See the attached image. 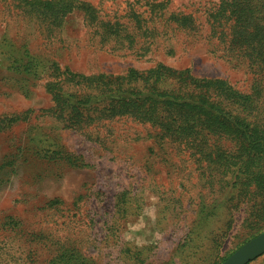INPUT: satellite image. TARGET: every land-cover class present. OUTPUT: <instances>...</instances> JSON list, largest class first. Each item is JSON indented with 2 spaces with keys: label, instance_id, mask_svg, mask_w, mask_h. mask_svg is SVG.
Wrapping results in <instances>:
<instances>
[{
  "label": "rangeland",
  "instance_id": "1",
  "mask_svg": "<svg viewBox=\"0 0 264 264\" xmlns=\"http://www.w3.org/2000/svg\"><path fill=\"white\" fill-rule=\"evenodd\" d=\"M220 2L0 0V264H218L264 230V153L104 114L116 92L87 80L190 69L256 93L264 123V61Z\"/></svg>",
  "mask_w": 264,
  "mask_h": 264
},
{
  "label": "trees",
  "instance_id": "2",
  "mask_svg": "<svg viewBox=\"0 0 264 264\" xmlns=\"http://www.w3.org/2000/svg\"><path fill=\"white\" fill-rule=\"evenodd\" d=\"M218 11L233 20V44H251L256 56L264 61V0H221ZM87 80L101 85V93L116 92L114 97L104 101L101 108L104 114H132L159 124L167 134L179 138L200 129L226 133L248 152L264 153L260 96L241 91L226 79L197 77L190 69L160 64L143 72L131 70L124 76L101 75L94 81ZM56 96L76 112L81 113L86 107L90 110L96 108V105L82 106L90 102L88 97L74 102L72 93L63 92Z\"/></svg>",
  "mask_w": 264,
  "mask_h": 264
},
{
  "label": "water",
  "instance_id": "3",
  "mask_svg": "<svg viewBox=\"0 0 264 264\" xmlns=\"http://www.w3.org/2000/svg\"><path fill=\"white\" fill-rule=\"evenodd\" d=\"M263 253L264 231L243 243L220 264H247Z\"/></svg>",
  "mask_w": 264,
  "mask_h": 264
}]
</instances>
